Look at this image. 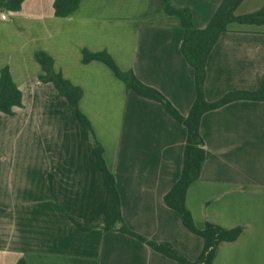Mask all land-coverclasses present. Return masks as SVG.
Wrapping results in <instances>:
<instances>
[{"label":"crops","instance_id":"obj_1","mask_svg":"<svg viewBox=\"0 0 264 264\" xmlns=\"http://www.w3.org/2000/svg\"><path fill=\"white\" fill-rule=\"evenodd\" d=\"M222 0H171L204 28ZM264 0H243L235 15ZM0 19V69L7 66L22 107L0 113V264H177L146 244L104 231L109 186L66 101L37 77L35 51L82 90L79 111L89 121L114 176L121 217L134 233L167 242L195 261L202 239L163 203L178 179L186 130L155 101L127 91L102 63H81V51H106L186 117L194 100L193 72L180 53L179 19L162 0H80L65 18L52 0H24ZM264 78V24H230L206 60L204 98L257 90ZM205 161L186 191L198 229L210 221L241 228L221 243L211 264H264V102L235 101L202 115ZM50 175L51 184H48ZM52 196L56 201L52 200ZM75 223L90 228L80 231Z\"/></svg>","mask_w":264,"mask_h":264},{"label":"trees","instance_id":"obj_2","mask_svg":"<svg viewBox=\"0 0 264 264\" xmlns=\"http://www.w3.org/2000/svg\"><path fill=\"white\" fill-rule=\"evenodd\" d=\"M24 0H0V11L17 12ZM243 0H222L210 17L204 28H196L192 24L191 13L187 8L175 7L171 0H162L163 12L179 19L183 31L180 43V53L193 72L194 100L186 117L181 116L169 101L156 89L143 84L132 71H121L106 51H81V63L97 61L105 65L116 79L121 81L127 91H132L139 97L158 102L164 111L186 130L185 145L182 155V167L178 179L164 195L163 203L180 217L184 228L202 239L203 246L195 261H189L167 242H155L131 231L121 217L119 195L115 187L114 176L107 170L103 161V149L94 139L89 121L79 111L78 103L82 90L65 80L53 68V59L44 51H35L34 61L40 66L41 74L37 79L43 84H51L58 95L67 104L68 110L74 115L78 125L83 130L88 141L90 155L96 160L101 173L109 186L108 205L103 225L104 231H117L146 244L157 253L175 261L177 264H211L217 247L221 243H232L241 234V228L224 229L210 221H205L204 227L198 229L185 205L186 191L199 178L205 161V151L199 133V123L203 114L235 101L264 102V78L257 90H238L226 93L218 101L209 103L204 98V81L206 76V60L220 36L227 31L230 24L262 25L264 24V5L248 14L235 15L236 8ZM80 0H52L53 16L65 18L78 9ZM22 107V93L11 79L7 66L0 69V113L13 115L16 108ZM48 184H51L50 175ZM52 200L56 198L52 196ZM80 231L90 228L75 223ZM17 264H25L19 259Z\"/></svg>","mask_w":264,"mask_h":264},{"label":"built area","instance_id":"obj_3","mask_svg":"<svg viewBox=\"0 0 264 264\" xmlns=\"http://www.w3.org/2000/svg\"><path fill=\"white\" fill-rule=\"evenodd\" d=\"M0 19H6V13L5 12H1L0 13Z\"/></svg>","mask_w":264,"mask_h":264}]
</instances>
